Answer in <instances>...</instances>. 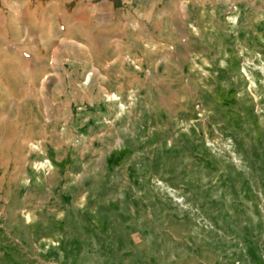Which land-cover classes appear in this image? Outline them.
I'll return each instance as SVG.
<instances>
[{
	"label": "rangeland",
	"instance_id": "rangeland-1",
	"mask_svg": "<svg viewBox=\"0 0 264 264\" xmlns=\"http://www.w3.org/2000/svg\"><path fill=\"white\" fill-rule=\"evenodd\" d=\"M0 264H264V0H0Z\"/></svg>",
	"mask_w": 264,
	"mask_h": 264
},
{
	"label": "built area",
	"instance_id": "built-area-1",
	"mask_svg": "<svg viewBox=\"0 0 264 264\" xmlns=\"http://www.w3.org/2000/svg\"><path fill=\"white\" fill-rule=\"evenodd\" d=\"M126 61L128 62V63H131L132 65H135L136 66V64H135V60L133 59V58H130V57H126Z\"/></svg>",
	"mask_w": 264,
	"mask_h": 264
}]
</instances>
